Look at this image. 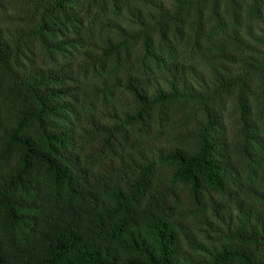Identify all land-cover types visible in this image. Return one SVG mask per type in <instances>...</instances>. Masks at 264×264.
Wrapping results in <instances>:
<instances>
[{"label":"trees","instance_id":"obj_1","mask_svg":"<svg viewBox=\"0 0 264 264\" xmlns=\"http://www.w3.org/2000/svg\"><path fill=\"white\" fill-rule=\"evenodd\" d=\"M240 5L0 0V264H264Z\"/></svg>","mask_w":264,"mask_h":264},{"label":"rangeland","instance_id":"obj_2","mask_svg":"<svg viewBox=\"0 0 264 264\" xmlns=\"http://www.w3.org/2000/svg\"><path fill=\"white\" fill-rule=\"evenodd\" d=\"M250 4H255V1L249 0V6H248L249 9L245 8L246 6L240 5L242 6V9L240 12V19H239V24L237 25V27L241 30L248 44H250L251 51L254 52L253 54L254 55H264V0H261V2L259 1L256 4L258 5V7L260 6V9H261V14H259V16L257 17L254 16V13L252 12ZM3 10L4 8L0 6V13L3 12ZM102 15L104 17L110 16L112 19L113 18L121 19L118 17L119 13L114 10L111 12V9L108 11L107 15L105 14H102ZM223 18L225 20V23H227V26H232L233 21L230 16L225 14ZM37 48L38 47L36 45V49ZM227 107L229 110H227L225 115L229 116L233 110V103L228 101ZM232 115H235V114H232Z\"/></svg>","mask_w":264,"mask_h":264}]
</instances>
